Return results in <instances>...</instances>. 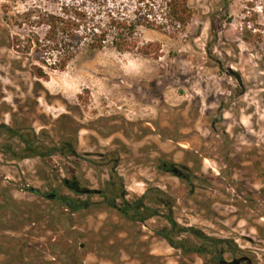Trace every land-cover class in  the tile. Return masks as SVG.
<instances>
[{"label": "rangeland", "instance_id": "1", "mask_svg": "<svg viewBox=\"0 0 264 264\" xmlns=\"http://www.w3.org/2000/svg\"><path fill=\"white\" fill-rule=\"evenodd\" d=\"M46 3L0 0V123L60 149L69 140L79 159L65 148L45 159L0 153V264H216L172 248L158 234L170 227L161 216L133 222L107 203L72 214L44 194L74 197L63 184L73 174L103 189L113 165L127 199L160 188L180 225L264 264V0H190L185 28H141L142 41L160 44L158 58L79 52L38 80L30 66L43 56L11 46L31 29L12 22ZM160 161L184 168L191 185Z\"/></svg>", "mask_w": 264, "mask_h": 264}, {"label": "trees", "instance_id": "2", "mask_svg": "<svg viewBox=\"0 0 264 264\" xmlns=\"http://www.w3.org/2000/svg\"><path fill=\"white\" fill-rule=\"evenodd\" d=\"M192 17L190 0H47L43 12L29 8L15 15L13 26L31 30L24 36H13L11 46L20 53L35 51L42 55L41 65L31 64L30 72L38 80H48L49 73L45 68L63 71L79 52L93 53L110 48L158 58L160 44L142 41L141 28L160 32L185 28ZM39 27L43 29L42 34L34 31ZM231 74L234 75V72ZM43 138L47 139L44 132ZM64 143L63 148L69 151L67 153L75 155L76 152L69 149V140ZM63 148L45 144L33 128L24 130L0 123V153L9 154L13 159H45L55 152L65 154ZM161 164L160 161V168ZM174 168L178 169L177 173L169 172L191 185L192 175L185 177L180 168ZM119 180L120 185L113 189V198L107 200L125 194L122 180ZM120 198L122 207L119 214L126 220L144 223L155 216L165 218L170 227L158 231V234L183 255L208 256L209 261L216 262L220 253L228 252L236 256L241 252L230 239L210 237L194 226L180 225L173 214L175 200L160 188L150 187L134 200ZM58 200L71 210L79 209L68 196ZM114 203L107 202L112 207Z\"/></svg>", "mask_w": 264, "mask_h": 264}, {"label": "flooded vegetation", "instance_id": "3", "mask_svg": "<svg viewBox=\"0 0 264 264\" xmlns=\"http://www.w3.org/2000/svg\"><path fill=\"white\" fill-rule=\"evenodd\" d=\"M74 157H77L79 159V156L78 154L76 153L74 155ZM102 159L104 160L105 158H108L111 160V158L108 156H101ZM161 168L163 170H166L167 172L171 171L175 166V164H171V163H168V162H165L163 161L162 164L160 165ZM178 167V166H177ZM178 168H181V167H178ZM183 171L184 168H181ZM115 165H113L112 169H111V174H110V180L105 182V186L103 189H91V188H88L84 185V181L82 180V178L80 176H77L76 174H73L72 175V178L71 179H64L63 180V184L69 188L73 194H74V197H71V196H68L70 198H72L73 200V205H77L79 207V209H74V210H71L69 209L67 206H64L63 204H61L59 202V198L60 197H64V196H67V195H62V194H58V193H55L54 194H50V193H44L46 196H49L51 197L52 199L56 200L60 205L64 206L66 208V210L72 214L74 213H78V212H81V211H85L86 209H88L89 207L91 206H97L99 205L100 203H104L106 204L107 202H110V203H114L113 205V208L118 212L119 214V208L122 207L121 205V198L120 196L122 197H125L127 199V194L125 192V194H122L119 196V197H115L113 200H107V199H112L113 198V192H114V188L116 189L119 185H120V180L119 178H117L116 180L114 179V176H115ZM183 174L186 175L184 172ZM109 183V185H108ZM123 184V183H122ZM86 189H89V190H96V192H83L84 190ZM36 193H39L37 190H36ZM99 196L101 198L100 201H95V200H92V196ZM84 196V198H83ZM129 200V199H127ZM70 206H71V203H68ZM76 206V208H77ZM120 215V214H119ZM226 254V252H223V253H220L219 255V258H217V261H216V264H226V263H223L222 260H225L224 259V255ZM232 256V259L235 258V257H240V256ZM248 257V256H247ZM251 260V259H250ZM226 262H229L228 260H225ZM248 262V260H244V261H241L240 264H246ZM252 264V262L250 263Z\"/></svg>", "mask_w": 264, "mask_h": 264}, {"label": "water", "instance_id": "4", "mask_svg": "<svg viewBox=\"0 0 264 264\" xmlns=\"http://www.w3.org/2000/svg\"><path fill=\"white\" fill-rule=\"evenodd\" d=\"M172 171L174 173H177L178 172V169L177 168H173ZM33 190V189H31ZM83 192H96V190H89V189H86L84 190ZM244 260H248V262L246 264H250L251 263V260L249 257L247 256H240V257H235L233 258L231 261L229 262H226L225 260H222L223 263H226V264H240L241 261H244Z\"/></svg>", "mask_w": 264, "mask_h": 264}]
</instances>
